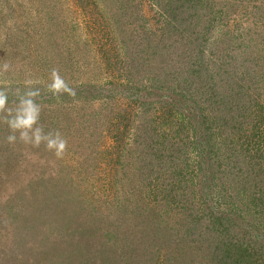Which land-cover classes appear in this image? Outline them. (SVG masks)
<instances>
[{
    "label": "rangeland",
    "instance_id": "374dc122",
    "mask_svg": "<svg viewBox=\"0 0 264 264\" xmlns=\"http://www.w3.org/2000/svg\"><path fill=\"white\" fill-rule=\"evenodd\" d=\"M4 62L68 146L0 114V264H264V0H0Z\"/></svg>",
    "mask_w": 264,
    "mask_h": 264
},
{
    "label": "clouds",
    "instance_id": "9594fccd",
    "mask_svg": "<svg viewBox=\"0 0 264 264\" xmlns=\"http://www.w3.org/2000/svg\"><path fill=\"white\" fill-rule=\"evenodd\" d=\"M9 64L0 63V72L7 71ZM51 82L47 84L48 91L53 96L67 94L69 97H75V89L60 75L59 71L53 69L51 71ZM34 81L26 82V89H13L10 85L0 86V114L6 118L10 129L7 142L14 144L17 140L33 147H39L42 143L46 149L53 151L56 158H62L67 150V140L59 131L45 132L39 125L41 115V105L37 102L40 96V89L32 87ZM10 95L16 98L15 107H9ZM18 133V136H17Z\"/></svg>",
    "mask_w": 264,
    "mask_h": 264
},
{
    "label": "trees",
    "instance_id": "16d2710c",
    "mask_svg": "<svg viewBox=\"0 0 264 264\" xmlns=\"http://www.w3.org/2000/svg\"><path fill=\"white\" fill-rule=\"evenodd\" d=\"M221 97V96H220ZM220 97H218V98H220ZM217 102V99H215L213 102H211V112H212V116L213 117H211L212 118V121H211V123L215 126V127H218V130H220L222 133L223 132H225V133H227V136L229 135V134H231V132L234 130V132H237V133H239L240 135L238 136V138H237V140L235 141V145L237 146V145H239L237 148L239 149V151H243V152H247L248 150V148L246 147V149H245V147H243L244 146V144H245V140H249L248 138V135H246L244 132H241V128H240V126L239 125H237L236 123H235V121H233V117H234V115H232V114H230V115H232V117H231V119L230 118H227L226 117V114H223L222 115V110H224V109H221L220 111H219V109H216V106H221V107H224V108H227L225 105H223L224 103H216ZM239 109H237L236 111H238ZM241 114V113H240ZM239 114V115H240ZM241 139H243V141L242 142H240L241 141ZM252 141V140H251ZM243 145V146H242ZM246 150V151H245ZM214 247H216V246H214ZM212 248V247H211ZM223 248H226L225 247V245H224V247ZM247 248V247H246ZM218 249V248H217ZM224 251V250H223ZM217 252V251H216ZM226 254H225V253ZM223 253H221L220 252V250H219V252H217L216 253V256H213L212 258H214L215 259V261L218 263V264H238L240 261H246V263L248 262L249 263V261L248 260H246V257H248L247 256V253H245V250H242L241 252H240V255L238 256L239 258H241V260L239 261V259L238 258H235V259H233L234 258V256H232L231 254H228L226 251H224ZM240 264V263H239Z\"/></svg>",
    "mask_w": 264,
    "mask_h": 264
}]
</instances>
